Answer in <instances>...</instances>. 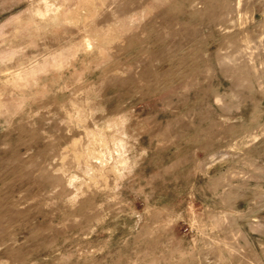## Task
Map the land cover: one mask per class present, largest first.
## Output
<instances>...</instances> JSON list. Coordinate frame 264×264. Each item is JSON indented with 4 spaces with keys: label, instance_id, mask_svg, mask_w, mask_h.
<instances>
[{
    "label": "rangeland",
    "instance_id": "1",
    "mask_svg": "<svg viewBox=\"0 0 264 264\" xmlns=\"http://www.w3.org/2000/svg\"><path fill=\"white\" fill-rule=\"evenodd\" d=\"M0 264H264V0H0Z\"/></svg>",
    "mask_w": 264,
    "mask_h": 264
}]
</instances>
